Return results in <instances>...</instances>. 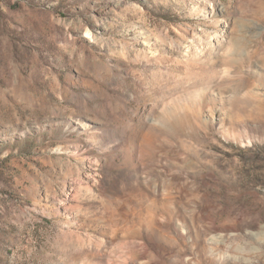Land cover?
Returning a JSON list of instances; mask_svg holds the SVG:
<instances>
[{
  "label": "rangeland",
  "instance_id": "1",
  "mask_svg": "<svg viewBox=\"0 0 264 264\" xmlns=\"http://www.w3.org/2000/svg\"><path fill=\"white\" fill-rule=\"evenodd\" d=\"M0 264H264V0H0Z\"/></svg>",
  "mask_w": 264,
  "mask_h": 264
}]
</instances>
